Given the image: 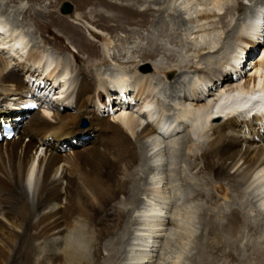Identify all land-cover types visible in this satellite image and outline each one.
<instances>
[{
	"label": "bare ground",
	"instance_id": "6f19581e",
	"mask_svg": "<svg viewBox=\"0 0 264 264\" xmlns=\"http://www.w3.org/2000/svg\"><path fill=\"white\" fill-rule=\"evenodd\" d=\"M61 1L51 0L50 5L53 4L56 7L58 2ZM146 1L75 0V9L83 10L88 5L96 3L112 11L113 14L111 16L97 11L95 12L96 19H87L90 23L100 27L103 26V23H114L113 27L109 28L111 31L125 28L122 24L134 26L139 23H145L148 26L150 24L148 18L153 14L151 12H162V14H167L168 12L172 20L177 19L174 17V9H172V4L175 0H150L155 4L162 3L167 5L168 8L165 7V9L155 10L150 6L145 8L138 7L141 3L140 6H143ZM230 1L232 0H213L210 5L213 4L215 9L213 11L209 10L208 7L210 5H207L208 10L206 9L204 12H199L198 7L201 6L199 0H183L184 3L182 5L188 11H191V9L198 10L195 19L193 17L189 19V24L198 23L200 24L198 26L200 29L205 28L207 25L209 27L204 29V31L208 32V34L209 32L213 34L215 32V28H212L214 20L221 16L218 12L222 14L223 10H226L225 14L227 15L235 10L241 16L250 9L246 10L241 1L237 6H228L227 3H230ZM55 2L57 3L55 4ZM255 2L254 8L256 10L254 9L252 18L257 14L258 16L254 21L250 22L249 25L248 19H246L236 35H228L230 39L233 37V42L236 44L234 52H236L233 55H230L232 52H229L230 54L227 53L230 56L227 57L229 59L226 64L218 63L210 65V68L203 67L205 64L210 63V60L205 62V59H212L214 55H219L224 48V45L220 47L219 43L212 44L210 40L208 42V40L203 39L205 46L197 53V62L193 61L194 63L192 62V64L184 63L182 64L183 66L179 67H160L154 60L157 53L161 51L159 47L161 45L151 38L149 49H146L144 53L142 52L139 58L140 62L148 65L154 73L153 75H147L148 73L137 70L136 74L138 75L134 79H132V76L131 80L130 78H124L126 73L122 71L120 74H123L125 80H119L116 84L110 82L111 88L115 91L118 90L120 95L123 96L122 101H120L124 106V109L122 108L121 111L111 118L101 115V112L104 111L102 108H99V113L93 110V107L96 106L94 104L95 92L100 90V86L106 87L109 82L97 77L98 81L97 78H93L95 76L90 71L88 76H86L85 74L88 72L84 70L80 71V80L76 89L75 110L72 114L67 110L63 114L60 112L59 107L54 105L52 112V114L54 113V121L50 122L45 117L46 114L43 116L40 113L39 107H33L31 111L28 110L26 112H21L23 109L17 107L14 108V111L9 108L6 109L10 102V97L13 98L11 101L17 106L22 103H31L33 106L35 104L32 99L26 101L27 99L24 98L30 97L29 94L32 92L23 79L24 75L28 77L33 75L34 71L24 64L17 65V68L14 63L16 60L11 56L9 49L15 55V58L18 57L20 59L28 51L29 63L42 70L45 65L48 69H52L53 60L48 57L49 48L44 46V50L34 48L29 51L28 42L25 43L23 41L24 38L18 31H15L10 36L9 49L6 48L8 45L5 43L0 46V117L17 120L19 126L16 137L11 141L0 144V264H33V255L40 251L38 245L41 240H49L46 245L48 249L46 248L43 256L37 260V264H98L103 256L102 243L106 239L112 241L122 228L130 236L128 240L132 241L141 238L146 242L147 249L134 256L133 261H136V263L133 264L151 263L154 258L153 252L156 251L157 243L159 244L163 232L166 231L168 225H175V221L171 219L170 222L166 216L167 211L170 210L173 198L171 195L168 196L167 186H163L164 179L159 177L160 181L156 182L157 184L152 187L153 189L145 191L146 200L140 199L139 194L142 192V188L139 181H147L151 175L157 171L160 172L159 170H162L161 167H166L167 164L164 165L161 160L163 156H160L165 154V152L174 154L177 151H174V148L176 149L178 146H174V144H179L180 146L181 142H178L179 139H176L172 134H176L175 131L182 126L181 123L177 124V122L183 119L188 123V128L194 138L193 136L186 137V141L183 143L185 152L180 155L182 159L180 162L186 163L188 160L189 168L192 173L194 170L197 171L198 178L202 174V178H205L204 176H209L210 179L214 178L212 180L214 182L206 184V186L212 188L213 193L209 194L207 192L208 194L206 195L203 189L196 190L199 198H209L213 206L209 212L211 211L214 214L207 212L206 214L203 213L204 216H202V221L209 227L208 233L212 235L216 243L212 250L222 251L225 249L224 255L227 256H232L233 250H240L239 243L244 237V232L242 233L241 229L239 230L240 227L238 225L244 222L245 226L251 227V224L248 221H244L246 213L239 208V204L236 210L235 207L233 209L232 206H229L232 210L221 212L219 202H221L220 200H224V203L225 201L226 203L231 201L233 197H231L230 191H233V189L235 192H239L241 189L249 190L247 192H250V189L254 187V191H251L261 196L259 208L264 214V42L259 40L264 36V0H256ZM226 4L227 8H225ZM259 7L260 9L257 11ZM18 11L19 9L16 12ZM57 11L53 12L52 10L38 14L42 18L50 20L51 24L56 25L64 33H70L71 31L79 34L83 40L82 49H88V51H92V54H95L97 51V48H95L96 44L91 43V40H88L82 31L81 22L85 15L76 13L75 10L71 14H63L60 9ZM19 13H21L19 15L21 17L24 13L28 15L31 11L25 12L23 10L19 11ZM34 17L39 18L36 14ZM35 22L38 23L42 34L51 30L49 27L44 29L39 19ZM161 23L162 26L165 25L164 31L168 33L167 36L172 40L171 42H175L171 30H169L170 24L166 20H162ZM226 24V22H222L225 28H227ZM8 25H4L1 22L0 30L10 32L12 29H8ZM22 26L20 27L22 28ZM195 29H193L192 35H199L203 30ZM129 32L134 33V31ZM91 36L99 38V34L96 33L91 32ZM56 39L63 43L62 39ZM104 40L103 43L108 47L116 42L110 39ZM144 40L148 39L144 38L142 42ZM45 42L46 44L49 43V39H46ZM19 44L20 46L17 47L16 45ZM170 51L166 52L165 50V56L169 60H174L177 55L175 56ZM251 52L254 53V59L251 58L249 60ZM259 53L261 54L258 56ZM112 59L114 62L120 61L115 56ZM245 62L246 67L248 66V69H246L248 74L244 76L246 77L244 85L239 79L230 80L225 77L222 86L216 87L215 85L217 94L208 92L209 87L217 79L221 80L219 77L222 71L219 73L220 75L216 73L220 68H227L239 77L244 72L241 69ZM93 64L95 65V63ZM105 64L109 65V61H105ZM121 64L124 63L121 62ZM60 69L62 76L57 73L58 67L51 73L48 71L46 79L53 81L56 79V82L59 81V78L60 81L66 80L70 73L69 67L65 65L61 66ZM42 70L39 72L40 75L43 72ZM107 71L109 72L110 68L105 70V72ZM111 71L114 72V69H111ZM190 71L208 75L202 76L200 80H196L189 86L190 88L183 90L184 96H187V94L190 96L184 99V106L179 111L177 121L173 125L166 126V105L159 100V97L163 96V91L161 90L162 87L158 86L161 83L155 81H160L163 75L165 77L164 84L174 83L181 85V73L186 75ZM64 85H66V82ZM132 91L138 103L133 108L134 111H128L126 110L127 103L124 101L129 99ZM190 91H192L191 94ZM237 94L244 95L246 98L243 105L249 109L245 110L247 116H234L233 110L226 114V111L231 109L233 105L228 109L218 110L216 113L211 111L214 101L220 102L221 100L220 104L229 102L231 99H235L234 96ZM206 95L209 97H205ZM260 95L262 99L258 98L261 97ZM212 97L216 98L212 100L213 102H211ZM101 98L102 95H100ZM247 98H250V100H247ZM255 98L260 100L254 101ZM11 104L12 102L9 103V107H11ZM154 104H157V109H153ZM251 111H258L261 115L251 120L248 118ZM220 113L225 114L226 118L212 121L213 116ZM146 117L151 119L154 125L146 124L144 126V122L147 120ZM84 118L90 121L89 130L98 132L97 141L82 147H74L73 144L72 147L68 148V143H71L72 140L83 138L85 135V130H81L80 126ZM205 120L206 125L203 126ZM165 131L170 134L168 139H165ZM152 139L155 140V144L151 145L154 149L149 150L150 146H148V143ZM164 146L165 148L170 146L169 152L168 150L165 151ZM40 148L46 149V153L43 157H36L33 152ZM149 151L156 152L154 158L159 160L155 165L147 163L148 160H152L148 159ZM192 160H198L200 163L198 165L193 164ZM139 167L144 168L143 175H140ZM180 167L183 166L181 165ZM165 172L163 171L159 174L163 176ZM180 175L182 176L183 174L181 173ZM138 176L140 178L136 180ZM225 180L232 182L231 188L228 187V183L226 185L223 183ZM185 186L188 187L187 184ZM30 193H33V202H30ZM124 194H128L127 199L125 198V202L122 201L132 207L122 208L123 210H120L121 213L119 214V212L113 210V202ZM217 198L221 199L216 200ZM116 203L115 209L118 206ZM137 211L141 216H139L138 221L134 225L138 226L139 229H135L132 232L129 220L126 221V219L127 216L134 215ZM195 215L194 211H188L183 215L179 225L176 226L178 227L177 232L181 247L185 250L188 249V242L195 233L191 227L195 220ZM222 217L225 218V222H220L218 226L215 221ZM215 223L217 226H215ZM90 228L93 229V234L90 233ZM75 237L77 241L74 240ZM90 238L94 239L98 245L92 255L87 253L83 245L84 243L89 244L88 240ZM128 240L120 237L116 241L113 240L111 245H107L105 248H107L109 254L104 264H120L122 249L116 250V247L123 246ZM131 246L133 247L134 245ZM53 247L58 248L54 251L52 250ZM133 251L135 252V249ZM261 251L264 252V249ZM261 251L259 250L258 253H261ZM182 253L173 264H182Z\"/></svg>",
	"mask_w": 264,
	"mask_h": 264
},
{
	"label": "rangeland",
	"instance_id": "374dc122",
	"mask_svg": "<svg viewBox=\"0 0 264 264\" xmlns=\"http://www.w3.org/2000/svg\"><path fill=\"white\" fill-rule=\"evenodd\" d=\"M240 1L245 6L246 10H248L250 8L246 14L244 13V15L242 14L243 16L242 15L240 16L238 14V11H235V10L233 12L227 14V15L225 14L226 10H223L222 14H221V12H218L219 15H221V16H219L221 18V20L218 17L214 20V24H213L212 28L213 27L215 28V32H213V34H211L209 32V34H208V32L204 31V29H207V27H209L206 25L205 28H201L203 30L199 33V35H196V34L192 35V31H194L193 29H195V28L199 30L200 28L198 26L200 24L195 23L194 25H192V24H189V22H188L191 17H193V19H195L196 15L198 14V10L197 9H195V10L191 9V11H188L187 8L185 9V7L182 5V3H184L183 0H179V1L175 0V2L172 4V9H174L173 10L174 17L177 18L176 20H172L170 18V16L168 15V12H167V14L166 13L162 14V12H157V13L151 12L154 15L152 14L149 16L148 19H149L150 24H148V27L146 26L145 23H139L138 25H134V26L129 25V24H122L125 28L115 29V31L109 30V28H111V26L114 25V23H110V24L103 23V26L100 27V26L94 25L88 21L90 19H96L95 12H97V11L98 12L100 11L101 13H104L107 16L108 15L111 16L113 14L112 11H110V10L100 6V5H97L96 3H94L95 5L94 4L88 5V7L86 9L84 8L83 10L82 9H79V10L75 9L76 8L75 0H62L61 2H58L56 7L53 6V4L50 5L51 0H0V6L4 7L3 10L5 13H7L6 16L8 18H10V21L14 22L15 23L14 25L18 26V29H20V31H18V33H21V36L24 38L23 41L25 43H27L29 41L28 38H29V35L31 34V37L34 41L33 44L37 45V47H39L40 50L41 49L44 50V47L49 48V51H48L49 56L48 57L52 58V60H53V56H52L53 53L52 52L55 53V55L57 57L55 66H58L60 68L63 62H65L67 64V66L70 69L69 75H71L72 81H75L79 77V71H80V68L77 66V64H75V61H74V56L76 55V56L80 57L81 61H83L82 64L84 66L87 65L85 67L86 70L84 69L85 72H88L85 74L86 76H88L89 71H90L94 74V76L96 78L98 77L99 79L101 78L105 81L116 84L117 81H119V80H125L124 78L129 79V77L131 78L132 76H133L132 79L136 78L135 76L138 75V74H136L137 73L136 71L137 70L140 71L141 70L140 67L143 65H146V64L140 62L139 57L142 55V52L144 53V51L146 49H149V46H150L149 44H150L152 39H155V41L161 45V46H159L161 51L157 53L156 59L154 60L160 67H163V68L169 67V66L179 67V66H183L182 64H184V63L185 64L186 63L192 64L193 61L197 62L198 61V59L196 58L198 56L197 53L203 48V46H205L204 45L205 43L202 41L203 39L208 40V42L210 40V42L212 44H218L219 43L220 47H222L224 45V48H225V49L223 48V50L221 51V53L219 55H214L212 57V59H207V60L205 59V62L210 60V63L205 64L203 67L204 68L205 67L210 68V65H212V64L216 65L218 63H222V64L225 63L226 64V62L229 59L227 57H229L230 55H233L236 52V51L234 52V50L236 49V44H234V42H233V37H231V39H230L228 35H232V36L236 35L238 29L240 28V26H242L243 22L246 19H248L247 22L250 25V22L253 21L252 17H253L254 9L256 10V8H254L255 7L254 4L256 3L255 2L256 0H254V1L253 0H232V1H230L231 4L230 3H227V4H228V6L229 5L230 6L231 5L237 6L240 3ZM201 2L204 3L205 5L202 4ZM212 2H213V0H199V3L201 4V6L198 7L199 12L206 11L207 5H210ZM56 3L57 2H55V4ZM62 3L73 4L74 10L76 11V13L82 14L83 16L85 15L83 21L81 22L82 29H83L82 31L86 35L87 39L91 40V43L96 44L95 48H97L96 49L97 51L95 54H92L91 53L92 51H90V50L88 51V49H84V48L82 49L81 45H82L83 40L79 36V34H75L74 32H71V31H70V33H67V32L64 33L63 31L59 30V28L56 27V25L51 24L50 20H48L46 18H42L39 15L41 13H47V12L52 11V10H53V12H58L57 11L58 9H60V11H61L62 7L60 5H62ZM227 4L225 5V8L228 7ZM140 5H138V7L145 8V7L150 6L155 10L165 9V7L168 8V6L165 4L164 5L162 3L161 4H155V3H153V1H150V0L149 1L147 0L143 6H140ZM170 6H171V4H170ZM213 6H214L213 4L210 5L208 7V9L213 11L215 9V7H213ZM97 7H99L100 9ZM91 8L94 11L93 10L91 11ZM18 9H19V11L24 10L25 12L30 10L31 13H29L28 15L26 13H24L25 15L23 14L20 17L19 15L21 13H19V11L16 12ZM172 9H170V10H172ZM259 9H260V7L257 9V11H259ZM74 10H73V12H74ZM177 10H178V12H177ZM207 12H209V11H207ZM35 14L37 15V17H39L38 19L41 22V25L44 27V29L46 27H49V29H51V30L45 31V33L42 34V32L39 30L38 23L35 22L38 20L36 17H34ZM1 17L2 16L0 15V18ZM162 20L163 21L166 20L171 25V27L169 25V30H171V33L173 34L175 42H171L172 40L169 39V37L167 36L168 33H165V31H164L165 25L162 26V23H161ZM5 21H2L4 23V25L9 24L8 29H11V22L10 21L5 22ZM222 22L227 23L226 24L227 28L223 27ZM247 22H246V24H248ZM20 26H22V28ZM140 29H141V31H140ZM147 29H148V31H147ZM129 31H131V32L134 31V33H130ZM91 32L99 34V38L92 37ZM204 32H206V33H204ZM153 33H154V35H153ZM101 36L104 38H102ZM165 36H167V37H165ZM56 38L62 39L63 43H61ZM144 38H147L148 40H144V42H142V40ZM254 38H256V37H254ZM46 39H49L50 44L49 43H48V45L46 44V42H45ZM104 39H110L111 41L114 40L116 42H114L113 45L108 47L107 45H105L103 43L105 41ZM0 40H2V38H0ZM255 40L258 41L257 38ZM259 40L264 42V36H262ZM40 43H42V44H40ZM225 44H226V46H225ZM64 45L67 47L65 48ZM88 48H90V47L88 46ZM229 48H230V50H229ZM61 49H65V50H61ZM72 50H75V52H77V53H73ZM165 50H166V52L168 50L169 51L171 50L170 52L175 54V56L177 55L175 57V59L169 60L167 58V56H165V53H166ZM227 50H229V51H227ZM229 52L230 53L232 52V53L230 54ZM227 53H229L230 55H228ZM260 54L261 53H259L258 56ZM113 56L118 57L120 61L119 62L117 61V63L114 62L112 59ZM105 59H107V60H105ZM105 61H107V62L109 61V65H107V64L104 65ZM91 62H92V64H91ZM121 62H123L124 64H121ZM93 63H95V65ZM135 63H138V64H135ZM107 66H109V67H107ZM138 66H139V68H138ZM107 68H108V70L110 68L109 72L108 71L105 72V70ZM111 69H114V72H112ZM122 71H123V73H126L125 76L128 75V77H124L122 73L120 74V72H122ZM180 72H182V71H180ZM190 72L191 73H190L189 77H187V76H185V74L183 75V73H181L180 82H181L182 86L178 85V84H174V83L171 84L172 86L174 85V87L168 89V90H170V92H168V96H170V97H167V95H166L167 99L170 100V103L173 104L175 106V108L177 109L176 111L172 110L168 113V114H170V117L174 118L175 120H177V117L179 115V111H178V110H180L179 108L181 106H184L183 103H184V99H185V98H183V99L180 98L179 96H177V94L180 93L182 96H184L183 90L186 88H190L189 86L192 85V83L190 82L191 79H193L196 82V80L198 81L199 79L202 78V76L207 75L206 73L201 74L200 72H196V71H193V73H192V71H190ZM145 73H147V72H145ZM153 73H154V71L151 70V73H148L147 75H153ZM113 74L115 75V77L113 76ZM69 75H68V77H69ZM63 81L66 82V80H63ZM155 82L161 83L160 85H158V86H160V88L163 87L164 85L169 86V85L164 84L165 83V77L163 75H162V79L160 81L156 80ZM63 84H64V82H61V85L59 87H56V89L53 90V92L57 91L58 93L63 94L66 90V88L62 89ZM60 87H61V89H60ZM50 89L52 90V87ZM12 99L13 98L10 97L9 103H11V102L14 103L13 101H11ZM212 100L213 99H211V101ZM9 103L7 105V109L9 108V109H11V111H14L15 107L23 109V111H21V112H26L28 110L31 111L33 108V104H31V103H22L21 104L22 107H21V105L20 106H12L14 108L9 107ZM26 105H28V108L26 107ZM71 105H73V102H72V99H69L65 106H67L66 108H69V109H67V111L70 110L69 112L72 114L73 112H71L72 111L71 108H73V107ZM156 105L157 104H154L153 109L158 108ZM165 108L168 112L167 107H165ZM59 110H61L60 107H59ZM91 111H92V109H91ZM36 112H38V111H36ZM60 112L63 113L65 111L61 110ZM40 113L43 116H44V114H46L45 117L50 122L54 121L53 120V114L54 113L53 114L51 113V115H50V112L45 111V109L41 110ZM101 115H103L107 118V116H106L107 114H105L104 111L101 112ZM85 119L86 118H84L83 120H85ZM83 120L81 121L80 126H81V130H83V129L85 130V132H86L85 135L83 136V138L75 139V140H72L71 143H68V145H67L68 148L72 147L73 144H74V147H82V146H86V145L92 144V143L97 141L96 138H97L98 132L96 130L95 131L89 130L90 127H88V128L82 127L81 124H82ZM183 125H184V127H186L185 124H183ZM185 132L186 133H181L180 136L178 135L177 136L178 138L176 137V139H179L178 142H181V144H180V146H179V144L178 145L174 144V146H178V147H176V149L174 148V151L177 150L176 152H174V154L173 153L167 154L165 152V154H162L160 156V157L163 156L161 158V160H162V163L164 165L167 164L166 167L165 166L161 167L162 170H159L160 172L157 171L155 174L151 175L147 181L146 180L145 181H139L140 186L142 188V192L139 194L140 199L146 200V196L144 194L145 191L147 189H153L152 187H154L160 181V178L164 179L163 180V186H167L168 196L171 195V197L173 198V200L171 202L170 210L167 211L166 216H167V219H169V221L171 219L173 221H175V223H174L175 225H168V227L166 228V231L163 232V234H162L163 235L162 238L159 240V244L157 243L156 251L153 252L154 258H153L152 262L147 263V264H170V263L173 264V262L177 261V257L182 252H185V253H182V255H183L182 264H264V254H263L264 252L261 251L264 249V214L260 211V208H259V206L261 204V201L259 199H261V196L257 195L255 192H253L254 187L252 189H250V192H247L249 190H245V189L244 190L241 189L240 190L241 192L240 191L235 192V190L233 189V191H230L232 194L231 197H233V198L231 201H229L227 203H226V201L224 203V200H220L221 198L216 199V200L219 199L221 202H223V203L219 202V205H220L219 208L221 209V212H224V211L226 212L228 210H232V208L234 209V207L236 210L237 207L239 206V208L246 213L244 221H248L251 224V227H248V225L245 226L244 222L242 224L240 223V225H238V227H240L239 230L241 229L240 231L242 233L244 232L243 233L244 237H242V240L239 243L240 244V250H233L232 256L224 255L226 252L225 249H223L222 251L212 250L213 247L216 246V243H215V240L212 237V235H210L208 233L209 227L205 222L202 221L203 220L202 216H204L203 213L206 214L207 212H209V210L213 206H212V203L209 201L210 200L209 198H207V199L199 198L197 196L196 190L203 189L204 191L203 190L202 191L205 192L206 195L208 193L209 194L213 193L214 191L212 190V188L210 186H206V184L214 182V181H212V180H214V178L212 177V179H210L209 176H204L205 178H202L203 174L200 175V177L198 178L197 171L194 170L192 173V170L189 168V166H188L189 161L188 160L186 161V163L180 162L182 160L180 155H183L185 152L184 151L185 147H183L184 146L183 143L186 141V137L189 136V133H187V131H185ZM154 144H155V140H153V139L149 140V143H148V146H150L149 150L154 149L152 147ZM169 147L170 146L165 148V146H164L163 148L165 149V151L168 150V152H169ZM45 153H46V149H43V148H40L37 151L35 150L33 152V154L36 157H38V156L43 157ZM155 153H156L155 151H149L148 152V159H152V160H148V162H147L148 164L155 165L157 163V161L159 160L158 158H156V159L154 158ZM192 161H193V164H196V165H198V163H200L198 160H195V161L192 160ZM171 163H173L174 165ZM181 165L183 167H180ZM163 168H164V170H163ZM180 168H181V170H180ZM173 169H175V170H173ZM138 170L140 172V175H143L142 172H143L144 168L142 169L141 167H139ZM163 171L164 172L166 171V172L162 176L159 173H162ZM180 171L183 174L182 176L180 175L181 174ZM178 176H180V177H178ZM141 177H143V176H141ZM139 178H140V176L136 177V180L137 179L139 180ZM180 179H182V180L180 181ZM190 180H192V181H190ZM185 183L187 184V186L189 188L185 186L186 185ZM223 183H225V185L228 183L227 184L228 187L231 188L232 182H230L229 180H225V181H223ZM182 186H185V187H182ZM251 190H253V191H251ZM127 195L128 194L121 195L117 199L119 202L117 200H115V202H113V210H116L117 212H119V214L121 213L120 210H123L122 208L125 209V208H131L132 207L131 205L124 203L125 202L124 200L127 199ZM254 196H255V198H254ZM256 196H258L259 198ZM29 199H30V202L34 201L33 193L29 194ZM235 200H236V202H235ZM192 202H194V203H192ZM115 203L118 205L117 209H115V206H116ZM233 205H235V206H233ZM229 206H232V208ZM188 211H194L196 214L195 220L191 226L195 233H194V236L188 242V244H189L188 249L185 250L183 247H181L182 245L179 241L178 232H177L178 227H176V226L179 225V223L181 222L180 220L182 219L183 215H185ZM203 211H205V212H203ZM209 213L214 214V213H211V211ZM139 216H141V215L138 213V211L136 213H134V215L127 216L126 221L129 220V226L132 228L131 229L132 232H134L135 229H139L138 226L134 225L138 221ZM222 218H218L219 220L215 221V222H217L218 226L220 225L219 224L220 222L221 223H222V221L225 222V218L224 217H222ZM217 224L215 223V226H217ZM92 230L93 229L90 228L91 234H93ZM224 234H226V236H228L227 233L224 232ZM240 236H242V234H240ZM120 237H123L124 240H128V238L130 236H128L126 234L125 230L122 228V230L119 231L117 236H115L113 238V240L116 241ZM74 240L77 241V238L75 237ZM88 241H89V244L84 243L83 245L86 248L87 253L89 255H92V252L95 250V248L98 247V245L96 244L95 240L92 238H90ZM112 241L106 239L102 243L101 246L103 248V256H102V260L98 264H104L106 262V259L108 258L109 251L105 247H107V245H111ZM224 241H226V240L224 239ZM47 242H49V240H47V241L41 240L39 245L37 244L40 251L37 252V254L33 255V264H37V260L43 256V254H44L43 252L46 251V248L48 249V247H46ZM130 244L134 245V246L132 247ZM254 247H256V248H254ZM57 248L58 247H53L52 250L56 251ZM119 249L120 250L122 249L121 250L122 255H121V259L119 260V263L120 264H133V263H136V261H133L134 256L136 254H140L142 251L146 250L147 248H146L145 240L144 239L142 240L140 238V239H135L132 241L128 240L123 246L116 247V250H119ZM133 249H135V252L133 251ZM259 250L261 251V253L260 252L258 253ZM206 251H207V253H206Z\"/></svg>",
	"mask_w": 264,
	"mask_h": 264
}]
</instances>
